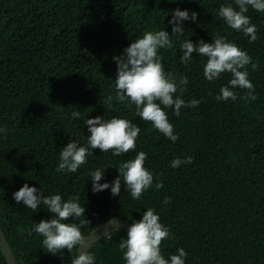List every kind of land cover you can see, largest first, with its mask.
<instances>
[{
	"label": "trees",
	"instance_id": "1",
	"mask_svg": "<svg viewBox=\"0 0 264 264\" xmlns=\"http://www.w3.org/2000/svg\"><path fill=\"white\" fill-rule=\"evenodd\" d=\"M228 4L238 10L234 0H0V223L18 264H71L78 255V246L71 253L46 252L34 228L53 214L43 204L33 212L13 199L25 183L45 196L79 195L85 216L64 222L89 219L81 227L85 237L113 217L139 221L153 208L170 230L161 244L165 259L183 248L185 264H264V12L249 6L246 15L258 28V39L249 43L219 17L220 6ZM176 9L198 13L197 21H183L185 33L159 55L166 73L188 78L176 95L200 103L182 108L179 117L165 109L179 137L173 143L136 116L134 105L113 99L108 108L105 101L116 95L113 57L145 32L171 36ZM217 34L258 61V70L248 67L255 101L244 100L247 90L239 88L232 89L236 101H217L231 74L209 82L206 57L193 53L187 65L181 62L186 40L212 43ZM96 116L138 125L136 150L108 159L95 149L76 173L57 172L62 148L70 141L86 146L84 120ZM140 151L148 154L145 167L154 181L139 200L123 182L119 196L110 189L92 192L91 172L105 169L100 183H111L120 164ZM189 156L191 164L171 167L173 159ZM157 181L163 182L159 190ZM126 238V230H117L97 242L90 250L95 264H126L119 247ZM0 264H8L1 247Z\"/></svg>",
	"mask_w": 264,
	"mask_h": 264
},
{
	"label": "clouds",
	"instance_id": "2",
	"mask_svg": "<svg viewBox=\"0 0 264 264\" xmlns=\"http://www.w3.org/2000/svg\"><path fill=\"white\" fill-rule=\"evenodd\" d=\"M235 5H221L218 11L220 18L228 27L236 32L243 33L249 37V43L258 39V28L251 23L250 17L246 15L249 6L256 12H264V0H234ZM198 13L188 10L176 9L172 13L171 33L165 30L156 32H145L141 38L134 40L124 49V55L113 57L117 63V75L115 78V92L113 97L109 95L105 103L108 108L112 107L115 99L120 103H126L128 107L135 106V114L141 120L150 122L153 128L169 140L175 143L179 137L174 134V127L169 122L165 109H173L174 114L179 117L181 109L196 107L200 101L192 99L185 102L182 95L188 85L187 76L177 79L172 73H166L162 64L159 49H170L173 47L172 38H179L185 33L182 26L183 21H197ZM212 43L200 40L193 43L190 39L181 45V62L185 65L193 58L192 54L206 57L203 75L209 82H214L224 74L230 73L231 79L226 86H222L220 93L215 97L217 101L237 100V94L232 89L247 90L243 96L246 101H255V86L248 78V67L258 70V61L254 62L252 57L241 50L235 43L229 42L225 37L217 34L212 38ZM77 118L80 112L76 111ZM90 135L87 136L86 146H81L76 141H70L62 148L59 154L57 172L76 173L77 170L87 163L89 155L93 150L99 149L102 154L112 157H125L127 153L135 151L138 145L140 128L128 119L111 118L104 120L101 116L85 119ZM0 129V132H3ZM148 154L140 151L134 159H129L120 164L118 177L111 183L100 181L104 178L105 169H96L91 172L92 192L99 193L110 189L113 197L119 196L121 183L130 192L132 199L139 200L143 194L153 186V173L145 167ZM191 156L175 158L171 161L172 168H179L182 164H191ZM121 177L123 178L121 180ZM163 187L162 181L155 183L159 190ZM42 190L29 187L25 183L18 191L13 193V199L23 202L24 206L33 212L43 204L52 219L41 220L36 223L34 231L43 237L42 245L46 252L58 255L67 249L70 253L73 248L80 246L78 255L72 259L71 264H95V257L90 252L83 251L85 236L81 227L90 224L89 219L80 220V224L65 223L72 218L85 216L86 208L79 203V195H74L64 200L61 195L45 196ZM164 204L170 203V198L165 197ZM170 237V230L160 222L159 215L153 208H148L142 215V219L134 221L127 230V238L119 244L126 264H185L187 252L180 248L178 254L165 259L161 252V244Z\"/></svg>",
	"mask_w": 264,
	"mask_h": 264
},
{
	"label": "water",
	"instance_id": "3",
	"mask_svg": "<svg viewBox=\"0 0 264 264\" xmlns=\"http://www.w3.org/2000/svg\"><path fill=\"white\" fill-rule=\"evenodd\" d=\"M132 221L126 220L123 217H113L108 221L102 223L93 229L85 237V244L82 248L83 251L90 252V250L95 246L97 242L103 238L111 236L117 230H128V227L132 224ZM0 247L5 255L8 264H18L15 254L7 240L6 234L0 223ZM80 251V246H78V253Z\"/></svg>",
	"mask_w": 264,
	"mask_h": 264
}]
</instances>
